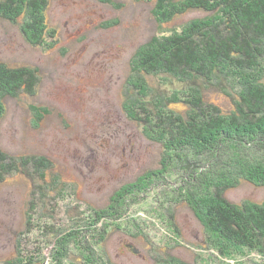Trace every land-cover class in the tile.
Masks as SVG:
<instances>
[{
  "label": "rangeland",
  "instance_id": "1",
  "mask_svg": "<svg viewBox=\"0 0 264 264\" xmlns=\"http://www.w3.org/2000/svg\"><path fill=\"white\" fill-rule=\"evenodd\" d=\"M110 2L53 0L44 15L48 32L56 35L47 33L46 44L31 45L21 33V24L0 22V61L35 67L41 76L34 96L5 98L0 149L18 158H47L53 167L45 179L50 182L58 175L65 183L43 208V223L66 225L73 217H92V208L107 207L121 187L139 183L146 171L159 167L161 145L148 140L141 125L131 121L124 108L130 95L127 89L138 75L136 72L129 79L131 58L155 35L210 15L194 10L161 23L152 14L156 0ZM152 84L163 88L161 95L170 90L164 89L160 79ZM205 94L208 102L224 110L231 105L219 90L210 89ZM130 97L133 103L142 98L134 94ZM173 108L181 110L184 106L175 104ZM40 115L44 118L38 121ZM182 156L190 154L183 152ZM169 168L178 175L168 173L149 188L139 187L125 206H115L97 224L99 230L106 222L110 231L96 251H105L113 264H155L165 255L189 264L262 263L256 254L229 260L208 248L204 227L193 211L185 203L173 201V191L183 182L184 172L177 165ZM32 180L19 171L0 183V262L16 257L19 234L26 229ZM178 193L177 189L176 197ZM225 195L235 203H260L264 201V188L241 183ZM170 214L179 235L173 232ZM45 228L34 230L31 239H22L21 250L24 254L42 251L47 256L42 264H51L50 252L55 248L50 245V237H43ZM92 240L101 241V236L95 235Z\"/></svg>",
  "mask_w": 264,
  "mask_h": 264
},
{
  "label": "trees",
  "instance_id": "2",
  "mask_svg": "<svg viewBox=\"0 0 264 264\" xmlns=\"http://www.w3.org/2000/svg\"><path fill=\"white\" fill-rule=\"evenodd\" d=\"M52 1L0 0V22L21 24V33L31 45L46 44L47 33L56 35L48 32L44 15ZM152 9L161 23L194 10L210 14L155 35L131 58L129 79L136 72L138 75L127 91L142 98L133 103L129 95L124 108L131 121L141 125L144 136L161 145L159 167L146 171L139 183L121 187L107 207L92 208L94 216L73 217L66 225L47 224L43 223V208L65 183L58 175L50 182L45 179L53 167L47 158H18L0 149V183L19 171L35 179L16 257L0 264L44 263L47 256L42 251L24 254L21 250L22 239H31L29 235L43 226V237H50L55 248L50 252L51 264H113L105 251H96L110 231L106 222L99 230L97 224L115 206H125L139 187L149 188L168 173L177 176L169 168L173 165L184 172L183 182L176 187L177 197V189L173 191V201L185 203L193 211L204 227L208 248L229 260L256 254L264 264V201L235 203L225 195L241 183L264 188V0H156ZM40 77L35 67L0 61V122L6 111L5 98L34 96ZM159 79L164 89H170L162 95L163 88L152 84ZM210 89L229 99L227 110L208 102L205 91ZM175 104L184 108L176 110ZM43 118L40 115L38 121ZM183 152L190 156L183 157ZM170 215L173 232L179 235ZM95 235L101 241L92 240ZM155 264L189 263L165 255Z\"/></svg>",
  "mask_w": 264,
  "mask_h": 264
}]
</instances>
